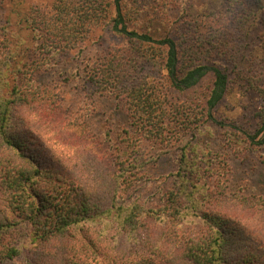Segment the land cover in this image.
I'll return each instance as SVG.
<instances>
[{"label": "trees", "instance_id": "1", "mask_svg": "<svg viewBox=\"0 0 264 264\" xmlns=\"http://www.w3.org/2000/svg\"><path fill=\"white\" fill-rule=\"evenodd\" d=\"M174 1L54 0L22 15L19 29L0 26V264H264V230L245 218L264 228V196L232 189L225 158L199 139L208 121L226 126L213 112L242 42L258 29L264 39V0H221L222 20L156 24ZM146 14L156 29L139 24ZM103 33L112 42L85 65L84 86L118 98L130 129L126 144L76 142L92 159L77 170V155L58 154L22 112L56 102L39 76L65 72L69 52L101 45ZM262 50L264 65V40ZM260 81L259 123L245 134L259 145ZM155 143L178 155L169 184L147 203L134 193L146 173L143 146Z\"/></svg>", "mask_w": 264, "mask_h": 264}, {"label": "rangeland", "instance_id": "2", "mask_svg": "<svg viewBox=\"0 0 264 264\" xmlns=\"http://www.w3.org/2000/svg\"><path fill=\"white\" fill-rule=\"evenodd\" d=\"M53 1L0 0V26L9 23L12 28L19 29L21 25L22 27L25 25L19 20L22 15H31L34 8L48 10ZM220 1L175 0L172 14L168 16L164 13L162 16L164 19L156 21V24L174 27L184 18H190L201 24L222 20L223 18H218L221 17L220 12H222ZM142 18V22H139L141 26L156 29L150 14ZM103 30L105 29L98 30L97 34L104 32ZM160 31L157 30L155 35L161 36ZM261 31L262 29H258L250 39L242 42L244 47L241 48V61L229 67V87L213 112L214 117L226 126H217L208 121L206 122L208 125H205L207 128L200 133L199 139L203 143H208L214 151L225 158L232 189L264 196V144L250 143L245 139L246 133H253L256 130L259 123L256 111L263 105L254 90L255 86L258 89L262 85L260 78L264 77L262 74L264 65L260 59L263 57L264 39L258 33ZM20 32L27 34L28 30L23 29ZM107 34L103 33V43L99 46L90 40L80 48L69 52L61 62L65 65L63 66L65 72L56 70L39 76L54 93L59 94L56 102H50V107L55 106L57 110L40 105L27 107L22 112L28 126L58 154L63 157L77 155V157L73 156L79 158L75 159L77 170L81 168L86 156L90 162L92 159L80 145L74 146L76 142L83 144V141H88L96 148L99 144L102 146V143L107 145L109 138L113 137L110 142L114 146L117 141L126 144L127 132L124 130L130 129L126 125L128 123L125 121L126 110L121 101L107 94V97H99V93L90 94L83 82V69L87 62L102 55L107 44L112 42V38ZM262 134L256 139H260ZM70 137H73V140ZM63 140H72L73 148L63 145L61 143ZM143 152L148 159L146 173L134 195L151 203L157 200L169 184L176 165L178 146L145 144ZM245 218L251 225L264 230L256 218L253 219L250 215H246Z\"/></svg>", "mask_w": 264, "mask_h": 264}]
</instances>
